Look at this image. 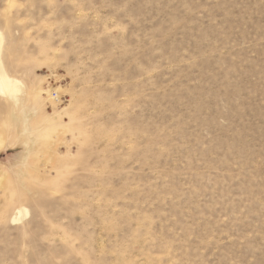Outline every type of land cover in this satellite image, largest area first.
I'll return each instance as SVG.
<instances>
[{"label":"rangeland","instance_id":"rangeland-1","mask_svg":"<svg viewBox=\"0 0 264 264\" xmlns=\"http://www.w3.org/2000/svg\"><path fill=\"white\" fill-rule=\"evenodd\" d=\"M0 30V264H264V0H0Z\"/></svg>","mask_w":264,"mask_h":264},{"label":"bare ground","instance_id":"bare-ground-1","mask_svg":"<svg viewBox=\"0 0 264 264\" xmlns=\"http://www.w3.org/2000/svg\"><path fill=\"white\" fill-rule=\"evenodd\" d=\"M3 42V32L0 30V96L12 100L14 105H16L22 92L23 83L18 78L11 76L4 67L1 56ZM28 210L25 206L15 208L12 215H10V221L12 223L22 221L28 215Z\"/></svg>","mask_w":264,"mask_h":264}]
</instances>
